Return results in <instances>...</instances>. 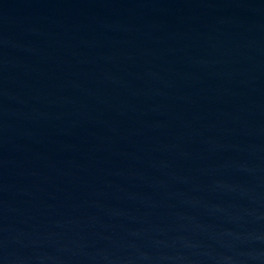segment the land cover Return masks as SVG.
Listing matches in <instances>:
<instances>
[{
	"label": "water",
	"instance_id": "1",
	"mask_svg": "<svg viewBox=\"0 0 264 264\" xmlns=\"http://www.w3.org/2000/svg\"><path fill=\"white\" fill-rule=\"evenodd\" d=\"M0 264H264V0H0Z\"/></svg>",
	"mask_w": 264,
	"mask_h": 264
}]
</instances>
